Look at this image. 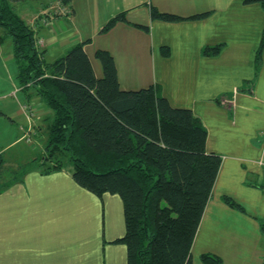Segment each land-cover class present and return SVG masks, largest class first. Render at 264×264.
Masks as SVG:
<instances>
[{"label":"crops","instance_id":"0c3cea01","mask_svg":"<svg viewBox=\"0 0 264 264\" xmlns=\"http://www.w3.org/2000/svg\"><path fill=\"white\" fill-rule=\"evenodd\" d=\"M9 3L33 29L45 61L64 56L81 43L100 77L95 52L107 50L121 89L155 84L172 106L192 111L206 130V151L220 155L221 162L192 241L191 263L203 264L200 256L208 253L218 256L222 264H264V46L256 61L264 29L260 3L71 0L62 4L45 0L36 9L24 7L22 11L15 0ZM151 7L183 17L207 15L166 21L152 19ZM119 12H125L126 21L101 31ZM217 45L220 50L215 55L203 54L205 47ZM162 48L167 49L166 55ZM17 73L12 40L0 29V152L4 165L5 152L24 132L51 115L38 96L34 102L28 100L32 90L21 88ZM41 168L25 169L23 176L8 184L9 189L0 191L1 200L8 198L0 201V264H126L125 246L112 242L125 231L120 197L108 198L115 207L96 203L105 194L94 196L91 204L82 199L76 203L73 200L81 193L89 197L93 193L74 182L72 166L50 173H42ZM40 179L67 181L71 190L58 185L56 189L40 188ZM53 193L57 197L70 193L71 203L64 204V199L60 204H34ZM224 197L239 207L229 205ZM107 214L109 218L115 215L114 220Z\"/></svg>","mask_w":264,"mask_h":264},{"label":"trees","instance_id":"16d2710c","mask_svg":"<svg viewBox=\"0 0 264 264\" xmlns=\"http://www.w3.org/2000/svg\"><path fill=\"white\" fill-rule=\"evenodd\" d=\"M9 1L0 0V29L12 40L18 82L51 110L47 156L40 171H59L67 161L80 187L97 196L107 192L120 197L125 231L112 242L125 246L126 264H192V241L221 162L220 155L206 151V130L199 119L189 108L172 106L158 85L121 89L107 50L95 52L100 77L81 43L45 61L33 29ZM252 1L264 11V0L245 3ZM150 15L178 21L202 18L207 12L183 17L151 7ZM120 21H126L125 12L111 17L101 31ZM263 46L264 29L257 62ZM219 50V45L205 47L203 54ZM161 52L168 53L166 48ZM1 160L0 155V166ZM223 200L239 207L228 197ZM200 259L203 264H222L208 253Z\"/></svg>","mask_w":264,"mask_h":264},{"label":"rangeland","instance_id":"374dc122","mask_svg":"<svg viewBox=\"0 0 264 264\" xmlns=\"http://www.w3.org/2000/svg\"><path fill=\"white\" fill-rule=\"evenodd\" d=\"M44 1L45 0H23L22 2L21 0H15V2H17L15 6L18 9V11H22L21 9L24 7L26 9H36L37 6L42 5ZM35 97L36 95L32 94L28 100L34 102ZM43 106L49 112L50 109L45 107V104ZM44 122L45 121L42 119L41 121L38 122V125H36L37 123L35 124L36 126L34 125L33 129L29 128L26 132L23 133V137L16 144H14L11 149L5 152L4 156H5L6 164L4 165V163H2L0 166V191L1 192H3L4 189L8 187V184L13 179H15V177L18 179L21 176H23L24 172L26 171L25 169H28L29 167H36V168L42 167V164H39V162L41 160L43 161V159L47 156V152L45 150V144L47 141V125L49 123V120H47L45 123ZM0 155H1V152H0ZM63 164H64V168H67L70 166L69 162L67 161H64ZM40 180H43L42 186H40V188H44V189H48V188L54 189L55 188L56 189L57 187L55 186L58 185L60 188L65 189L64 191L71 190L67 184V181H65L64 183L63 181L52 180V179H40ZM71 193L73 194L74 198L77 196L74 192H71ZM69 194L70 193H62V194L59 193V197L56 196V193L48 194L47 195L48 198L46 200L41 201V202L36 200L34 201V204H39V203L41 204H58L59 203L60 204L61 201L64 199H65L64 204L71 203L69 200L70 199ZM81 194H82L80 195L81 197H79L78 195L77 197L79 198L78 199L76 198L73 201H76V203H80L82 199L83 202L85 201L87 204H91L92 201L90 200H95L93 198H95L94 196H97L95 194L93 195L91 194L89 197V195H86V193H81ZM103 194H105L104 196H107V197H104L102 201L101 200L98 201L97 199L96 203L99 204V202L100 203L102 202L105 206L115 207V202L108 198H110L111 196L118 197V195L110 194L107 192ZM117 197H114V198H117ZM6 200L8 201V198L6 199L5 197H2V200H1V197H0V201L2 203L5 202ZM107 217L110 221H112L114 220L115 215L109 218V214H107Z\"/></svg>","mask_w":264,"mask_h":264},{"label":"built area","instance_id":"2783aa9c","mask_svg":"<svg viewBox=\"0 0 264 264\" xmlns=\"http://www.w3.org/2000/svg\"><path fill=\"white\" fill-rule=\"evenodd\" d=\"M27 116H28V117H30V114H29V112H28Z\"/></svg>","mask_w":264,"mask_h":264}]
</instances>
